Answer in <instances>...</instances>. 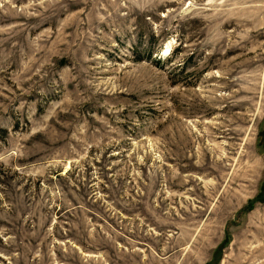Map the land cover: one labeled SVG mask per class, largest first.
<instances>
[{
    "label": "rangeland",
    "instance_id": "1",
    "mask_svg": "<svg viewBox=\"0 0 264 264\" xmlns=\"http://www.w3.org/2000/svg\"><path fill=\"white\" fill-rule=\"evenodd\" d=\"M263 184L264 0H0V264H264Z\"/></svg>",
    "mask_w": 264,
    "mask_h": 264
},
{
    "label": "trees",
    "instance_id": "2",
    "mask_svg": "<svg viewBox=\"0 0 264 264\" xmlns=\"http://www.w3.org/2000/svg\"><path fill=\"white\" fill-rule=\"evenodd\" d=\"M256 201H261L263 202L264 201V184L262 186V189L260 191V193L258 194V196L256 197L255 199ZM226 241H223L221 245H219V251L220 252L222 250V248L224 247V244H225Z\"/></svg>",
    "mask_w": 264,
    "mask_h": 264
},
{
    "label": "bare ground",
    "instance_id": "3",
    "mask_svg": "<svg viewBox=\"0 0 264 264\" xmlns=\"http://www.w3.org/2000/svg\"><path fill=\"white\" fill-rule=\"evenodd\" d=\"M168 49V47H166V50Z\"/></svg>",
    "mask_w": 264,
    "mask_h": 264
}]
</instances>
